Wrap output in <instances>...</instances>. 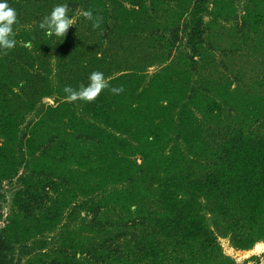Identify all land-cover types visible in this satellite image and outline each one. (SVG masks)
Masks as SVG:
<instances>
[{"label":"trees","instance_id":"16d2710c","mask_svg":"<svg viewBox=\"0 0 264 264\" xmlns=\"http://www.w3.org/2000/svg\"><path fill=\"white\" fill-rule=\"evenodd\" d=\"M7 3L0 264H239L220 238L264 241V0ZM57 4L65 37L40 27ZM93 71L108 87L69 100Z\"/></svg>","mask_w":264,"mask_h":264},{"label":"clouds","instance_id":"9594fccd","mask_svg":"<svg viewBox=\"0 0 264 264\" xmlns=\"http://www.w3.org/2000/svg\"><path fill=\"white\" fill-rule=\"evenodd\" d=\"M82 15L86 18H92V12L85 10ZM72 17L67 13V5L57 4L53 7L51 13L44 17L41 21L40 27L45 30L49 36L55 35L57 37L66 35L69 26L72 23ZM16 21V12L13 8L8 6L7 0H0V48L11 49L15 46V39L13 38L12 25ZM102 55V54H98ZM89 83L80 89H73L71 86H65L64 92L69 100H94L102 90L108 87L104 78V74L99 71H93L88 77ZM122 88L113 87L112 92L118 93Z\"/></svg>","mask_w":264,"mask_h":264},{"label":"rangeland","instance_id":"374dc122","mask_svg":"<svg viewBox=\"0 0 264 264\" xmlns=\"http://www.w3.org/2000/svg\"><path fill=\"white\" fill-rule=\"evenodd\" d=\"M72 21H73V19H72ZM155 68H157V67L156 66L151 67L150 71L154 70ZM46 101H50V102L53 101L54 102V100L51 98H48ZM18 187H19V184H18L16 178L5 180V181H3L2 185L0 186V191L2 194V201H1L2 216L0 217V228L3 227L7 223V219L12 212L13 197H14V194L17 191ZM82 216H84V212H82L79 215V217H82ZM220 242L222 244L224 252L226 254L230 255L231 257H233L237 261V263H239V264H264V252L251 253V254L249 253L250 255L248 254V256L247 255L237 256L236 254H234V253L232 254L230 251H228L229 247L233 248L235 250H239V249H236L233 246H231L228 238H220ZM254 256H258L259 259L254 260L252 258Z\"/></svg>","mask_w":264,"mask_h":264},{"label":"bare ground","instance_id":"6f19581e","mask_svg":"<svg viewBox=\"0 0 264 264\" xmlns=\"http://www.w3.org/2000/svg\"><path fill=\"white\" fill-rule=\"evenodd\" d=\"M228 251H230L232 254L234 253V254H236L237 256H240V255H247L248 256V254L250 253H261V252H264V241H259V242H257L254 246H253V248L252 249H250V250H235V249H233V248H230L229 247V250ZM229 252V253H230ZM249 254V255H250Z\"/></svg>","mask_w":264,"mask_h":264},{"label":"water","instance_id":"95a60500","mask_svg":"<svg viewBox=\"0 0 264 264\" xmlns=\"http://www.w3.org/2000/svg\"><path fill=\"white\" fill-rule=\"evenodd\" d=\"M51 102H53V101H51Z\"/></svg>","mask_w":264,"mask_h":264}]
</instances>
